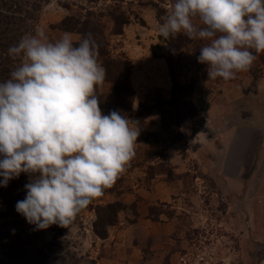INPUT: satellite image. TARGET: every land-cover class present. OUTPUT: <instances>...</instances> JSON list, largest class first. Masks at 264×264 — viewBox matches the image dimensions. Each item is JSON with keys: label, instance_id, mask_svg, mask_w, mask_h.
I'll return each mask as SVG.
<instances>
[{"label": "rangeland", "instance_id": "374dc122", "mask_svg": "<svg viewBox=\"0 0 264 264\" xmlns=\"http://www.w3.org/2000/svg\"><path fill=\"white\" fill-rule=\"evenodd\" d=\"M18 2L32 20L15 15L24 21L7 35L15 40L23 28L24 37L42 27L54 42L64 33V17L87 20L76 28L92 34L109 73L97 89L101 111L121 112L140 131L126 171L69 226H50L58 234L48 248H60L65 264H264V199L253 200L264 198V53L252 50L254 63L235 78L213 80L197 61L207 41L169 38L174 80L192 86L195 108L175 127L161 121L171 97L169 68L150 53L166 45L158 27L175 0H45L37 10L29 9L35 0ZM112 17L126 21L120 34ZM71 34L73 42L81 40ZM107 204L114 205L115 220L100 238L92 225L96 208ZM51 235L22 244L23 259L46 250Z\"/></svg>", "mask_w": 264, "mask_h": 264}, {"label": "clouds", "instance_id": "9594fccd", "mask_svg": "<svg viewBox=\"0 0 264 264\" xmlns=\"http://www.w3.org/2000/svg\"><path fill=\"white\" fill-rule=\"evenodd\" d=\"M158 32L207 41L198 63L228 81L252 66V50L264 53V0H175ZM8 55L19 63L0 82V187L26 174L16 211L39 230L66 228L126 171L140 131L117 110L102 113L107 73L91 33L52 42L37 28Z\"/></svg>", "mask_w": 264, "mask_h": 264}, {"label": "trees", "instance_id": "16d2710c", "mask_svg": "<svg viewBox=\"0 0 264 264\" xmlns=\"http://www.w3.org/2000/svg\"><path fill=\"white\" fill-rule=\"evenodd\" d=\"M35 1V4L29 3L30 6L32 5V9L29 7L30 10H37L40 7V4L44 3L45 0ZM20 4L21 3L18 2V0H0V35L5 34L6 37V40H4L5 42L2 41L3 39H1L0 42V82H4L9 79L10 72L14 70L19 63V61H14L9 57L8 49L11 46L16 45L23 37L22 34H27L28 30L23 28V32L21 34L19 33V38L17 40L9 38L7 35L10 32L15 33V31H17L16 27L19 23H22L25 20H32V14L28 11V9L22 10ZM24 4L26 5L28 2H25ZM20 13L24 14V16L21 17L24 19V21L19 19L20 17L16 18L15 15ZM86 21V19L80 21L78 19H74L73 17H64L59 22L60 30L67 33L79 34L82 40L89 33H86L82 30L80 31L76 28V26L84 27V25L87 24ZM112 22L114 26L116 25L117 27L114 30V34H120L121 26L124 25L126 21L121 22L119 21V18L112 17ZM25 25L26 23L24 26ZM10 26H12L13 29L9 30ZM100 39L101 42L104 41L102 37ZM79 42H74V44H78ZM164 42L166 44L165 46H152L150 48V53L154 57L163 58L169 68L172 80L171 97L168 103V109L163 111L164 116L162 117L161 121L167 119L168 124L171 123L176 127L181 120L194 115L195 108L190 101L192 86L188 84L180 85L179 83L175 82L173 73L171 71L172 54L171 52L167 51V49L172 50L174 45H171V42H169L168 39H164ZM158 50L160 51V54L158 53ZM101 56L102 54L99 53L98 57ZM261 64H264V60H262ZM106 73L107 75L109 74L108 71ZM112 82L115 86L116 97L119 98L121 90L118 88L116 81L112 79ZM25 184H27L26 177L21 174L19 178L10 180L7 187H0V264H65L64 258L61 256L60 248H58V251H53V249L48 248L57 244L53 243V239L56 238L58 232L52 229L50 230V227L39 230L35 225L29 224L26 219L16 211L15 205L17 201L23 200L26 197L27 193L24 187ZM20 216L22 218H19ZM8 219L12 220L8 222ZM114 220V205L107 204L104 207H97L95 221L92 225L94 234L97 237L103 238L106 233V228L112 225ZM8 225H10L9 228H4ZM46 231L52 232L50 237L52 241L47 244L46 250L41 249L42 247L37 250L35 249V251H33L34 253L31 254V258L24 260L22 255V253H24L22 244L28 246L27 243H29L30 239H32L34 242L37 241V243H41L39 241L40 237H42L43 233ZM50 253H54L55 256L53 255L54 257H51ZM49 259L51 260V263L49 262Z\"/></svg>", "mask_w": 264, "mask_h": 264}, {"label": "crops", "instance_id": "0c3cea01", "mask_svg": "<svg viewBox=\"0 0 264 264\" xmlns=\"http://www.w3.org/2000/svg\"><path fill=\"white\" fill-rule=\"evenodd\" d=\"M64 33H65V32H64ZM70 34H71V33H70ZM71 36H72L73 41L77 40V36H76L75 34H71ZM261 196H262L261 194H260V195H257V196H255V198H253V200H254V201H256V200H261V199L263 200L264 198H262ZM259 197H260V198H259ZM250 200H252V199L249 198V201H250Z\"/></svg>", "mask_w": 264, "mask_h": 264}]
</instances>
